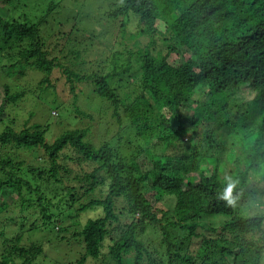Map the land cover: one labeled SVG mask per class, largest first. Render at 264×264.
I'll list each match as a JSON object with an SVG mask.
<instances>
[{"label":"trees","instance_id":"trees-1","mask_svg":"<svg viewBox=\"0 0 264 264\" xmlns=\"http://www.w3.org/2000/svg\"><path fill=\"white\" fill-rule=\"evenodd\" d=\"M12 1L0 0V73L38 71L41 92L68 87L71 115L89 120L76 102L91 88L117 131L95 143L88 127L53 140L45 124L0 127V264H36L44 246L22 243L36 230L78 241L67 264H264V0L111 2L116 52L101 43L109 29L48 48L41 26L62 7L31 17ZM12 81L0 123L23 95Z\"/></svg>","mask_w":264,"mask_h":264},{"label":"rangeland","instance_id":"rangeland-1","mask_svg":"<svg viewBox=\"0 0 264 264\" xmlns=\"http://www.w3.org/2000/svg\"><path fill=\"white\" fill-rule=\"evenodd\" d=\"M61 8L60 13L56 16L51 15L47 19V23L41 26L42 32L41 35L45 40L46 47H51V42L58 41L60 45L65 44L67 41L74 40H84L88 39L90 36H99V38H104L101 40V43L104 46H109L112 48V52L123 50V43H120L117 35V26L120 21H115V28H111L110 25L113 23H108V18L106 12L111 9L109 4L117 0H53ZM48 0H13L12 3L17 4L22 9L23 13H28L31 17H37L44 6L47 4ZM8 7V6H4ZM0 5V15L3 17L7 16L9 10L5 9ZM59 14L60 17H59ZM68 16V20L75 22L76 27L71 28V24L60 25L58 20H61V17L64 18ZM33 19V18H31ZM99 20L100 25H95V21ZM62 21V20H61ZM122 21L126 23L127 33H135L138 29V17L129 13L128 16L122 18ZM69 23H71L69 21ZM58 25L60 31H58ZM159 27H161L159 25ZM87 28V29H86ZM78 31L79 33H75ZM84 29L85 32H84ZM112 30L110 35L104 34L103 36L99 34L100 32L104 33L106 30ZM64 34V35H62ZM55 35V36H54ZM56 55V54H55ZM58 55V54H57ZM56 55V56H57ZM60 56V54H59ZM64 64L67 63V60H62ZM77 69V68H76ZM78 70V69H77ZM51 78L58 76V72H52ZM13 77L11 93L23 92V95L14 103L7 102L5 107V112L2 117V123L0 127L8 125L10 122H13L12 125L16 130L22 128V122L26 120L27 124L33 122L38 124L48 125V139H55L61 133L68 130V128H89V135L93 137V131L96 134L93 137V141L98 143V141L111 140V137L117 131L114 127V119L111 118L110 114L107 112L110 111L107 104L104 100H101L99 97L94 96L91 92V88H83L82 93L79 94V99L76 104L82 108L81 110L90 113L92 119L84 117H74L71 115L72 106H70L71 98L73 95L70 94L69 88L65 87L63 90V85L56 83V90H47L41 92L40 89L42 85H39L40 80L45 77L43 74L38 71L31 70L30 67L25 69L21 75L12 76L8 75L6 72L0 73V82L1 81H10ZM10 78V79H9ZM130 82H133L130 80ZM1 86V83H0ZM53 91H56L53 93ZM78 89H76V92ZM38 94L40 95L38 97ZM53 97H58L59 101L62 103L48 100ZM4 98L3 88L0 87V100ZM106 105V107H105ZM54 109L57 111V116L51 115V110ZM30 110L33 112L34 117L30 116ZM56 111H54L56 113ZM107 114V115H106ZM102 214L101 209H96L95 211H90L86 214H81L79 220L81 222L86 221L88 218H96ZM9 214L4 213L1 215V221L5 218H8ZM11 218L14 220L13 228L18 230L20 224L24 225V230L29 227V221L22 219L18 221L17 214L11 215ZM16 222V223H15ZM20 223V224H19ZM18 226V227H17ZM60 236H66L64 232L59 236L56 234V239L54 234L43 232V231H34L30 234L29 240L24 236L22 243H36L37 245L44 246V253L40 255L36 264H67L71 259L76 258L81 251V246L78 244L76 239L65 238L63 241H58ZM50 243H47V242ZM79 245V246H78ZM86 264H91V261H88Z\"/></svg>","mask_w":264,"mask_h":264}]
</instances>
